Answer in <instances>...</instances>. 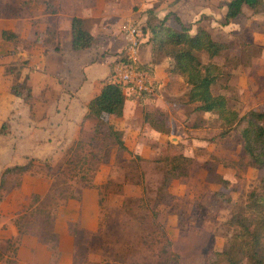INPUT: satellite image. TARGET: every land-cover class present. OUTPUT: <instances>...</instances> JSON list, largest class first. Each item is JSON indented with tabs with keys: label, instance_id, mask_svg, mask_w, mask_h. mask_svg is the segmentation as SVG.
<instances>
[{
	"label": "rangeland",
	"instance_id": "1",
	"mask_svg": "<svg viewBox=\"0 0 264 264\" xmlns=\"http://www.w3.org/2000/svg\"><path fill=\"white\" fill-rule=\"evenodd\" d=\"M226 1L0 0V29L19 35L17 40L0 38V172L28 165L26 171L6 175L0 213L4 198L18 199L22 207L13 224L50 241L62 222L60 200L77 198L82 187L94 186L102 215L95 235L78 237L80 264H203L209 251L223 249L233 232L227 223L232 208L244 203L264 168L246 165L236 129L223 135L215 113L194 111L180 76L170 75L166 85L157 84L141 101L136 93L125 94L129 100L122 118L108 116L97 123L83 118L75 125L81 108L66 105L61 116V107L51 102L69 93L65 83L75 79L77 66L83 73L89 68L97 82L109 72L111 60L127 56L128 22L143 31L147 21L156 23L171 12L166 25L179 29L169 8L179 2L196 13V19L184 22L191 34L203 27L228 44L212 59L201 55L203 62L222 70L212 91L223 94L240 115L264 113V17L244 5L240 15L225 23L221 4ZM211 8L212 13H204ZM79 13H87L92 47L77 57L32 63L39 72L32 74L31 57L62 46L67 50V34L56 26L66 27ZM147 33L135 37L138 48ZM55 85L63 89L54 91ZM121 124L127 150L118 147L108 129L119 130ZM216 191L229 200H213Z\"/></svg>",
	"mask_w": 264,
	"mask_h": 264
},
{
	"label": "trees",
	"instance_id": "2",
	"mask_svg": "<svg viewBox=\"0 0 264 264\" xmlns=\"http://www.w3.org/2000/svg\"><path fill=\"white\" fill-rule=\"evenodd\" d=\"M221 5L225 7V23H229L240 15L244 5L253 13H262L264 17V0H228ZM148 11H151L150 8ZM170 13L168 12L161 19L158 18L156 23L147 21L143 28V32L147 31L149 35L146 39V43L150 45L148 62H132L125 56L115 59L112 64L117 61H129L136 68L147 71L153 77L154 66L167 59V73L180 76L188 85L187 103L194 105V111L215 113L223 126V135L231 129H236L242 141L246 165L258 169L264 168V113L249 110L240 115L236 109L231 108L223 94L212 91V87L222 73L220 66L214 62L205 63L201 59L202 54L208 59L221 55L228 48V44L213 39L203 27H197L195 33L191 34L190 27L184 24L175 13L173 15L179 24V29L171 28L166 25ZM70 35V47L73 51L89 49L95 42V37L84 26V19L79 16H72L70 20ZM0 36L5 41L17 40L19 37L17 33L9 29H2ZM100 83L101 87L88 101L84 115L85 118L95 119V123L104 117L106 119L108 116H122L127 100L124 93L125 86L115 79L113 72ZM157 84L153 80L152 90L142 92L139 95L141 96L139 101L145 95H150ZM144 121H148L146 115ZM151 126L159 130L153 123ZM108 129L114 135L118 147L127 150L121 139V131L114 129L112 125H109ZM27 169V164L2 169L0 188L8 173L15 170L23 172ZM179 174L181 175L182 172L175 175ZM212 198L216 202L229 200L220 191L213 192ZM227 223L233 229L228 244L221 250L209 251L205 255L203 264H264V176L260 177L248 192L243 204L234 205ZM172 254L170 252L169 255L173 256ZM127 264L131 263L127 262Z\"/></svg>",
	"mask_w": 264,
	"mask_h": 264
},
{
	"label": "crops",
	"instance_id": "3",
	"mask_svg": "<svg viewBox=\"0 0 264 264\" xmlns=\"http://www.w3.org/2000/svg\"><path fill=\"white\" fill-rule=\"evenodd\" d=\"M178 4L175 3L169 8L180 18L183 23L185 21L191 22L196 19V13H193L192 9L186 10V12L184 9H182L181 6H178ZM223 9L225 10L224 7ZM212 10V8L208 9L209 12L204 13H212ZM92 15L98 16L99 14L97 15L95 13H92ZM132 15L135 14L131 13V16ZM191 15H193L192 18H189ZM73 16H79L83 18L85 26V18L87 17V13H79L78 15ZM128 23L132 24V21ZM56 28L57 30H59L60 34L63 32L67 34V50L63 49L62 46V48L58 51L48 50L45 54L41 53L40 57L39 55H36V58L31 57L30 66L32 69H29L32 71V74L38 69L34 64L32 65V63L36 64V62L41 61L44 64L45 61L55 59V56L60 57L62 60H65L66 58L72 56L74 53L75 57H77V53L89 50L85 49L73 51L71 49L70 22L66 27L57 25ZM2 29H0V32ZM13 31L18 34L17 31ZM126 37L127 39H129L128 35ZM142 43L143 45L141 48L137 49V53L134 56V59L135 61L144 63L150 60V45L146 43V40H144V42ZM59 47L61 46L59 45ZM127 57H133L131 55V50L127 53ZM115 59L116 58L110 61L109 72L105 76L100 77L97 82H94L96 78H93L94 76H91L94 73H92V71H89V68H85V72L83 73L80 67L77 66L76 70L79 71L77 72V76L75 77V79L68 80V82L65 83V86L68 89L69 93H66V96L55 98L51 102L54 108L61 107V111H59L61 116L65 111L64 108L66 105H68V107H75L77 105L78 108H81V110H83V112L80 114L77 120L73 122V124L79 125L82 122L83 118H85L84 115L87 110L88 101L99 91L101 87V80L105 79L113 72L114 64L112 63L115 61ZM77 62L75 64H77ZM167 66V59H164L161 63L154 66L152 80H155L159 84V87L166 85L170 79V75L166 71ZM34 67L36 68V70H34ZM53 88L54 91L63 89V87H58V85H55ZM70 93H73L75 95L72 98H68L67 96ZM69 100L71 102H69ZM128 100L129 99H127L124 104L122 116L118 118L126 116ZM57 115H59L58 112ZM118 129L122 130L123 124H121L120 128ZM99 198V191L94 186L82 187L77 198H62L60 200L59 209L57 212L59 214V217H61L62 222L61 224L57 225L56 228H54L53 232L55 236L54 239L50 241L39 239V235H36L33 231L19 230L18 227L13 224V220L16 213H18L19 209L22 207V204L16 198H10L9 196L6 199L4 198L3 202L1 203L4 211L0 213V217H3L4 220V224H0V264H80L78 263L79 258H77V250L79 247L78 237L80 235L93 236L98 232L102 215L100 212L101 209L99 207ZM102 263L107 264V262ZM111 263L112 262H110V264Z\"/></svg>",
	"mask_w": 264,
	"mask_h": 264
},
{
	"label": "built area",
	"instance_id": "4",
	"mask_svg": "<svg viewBox=\"0 0 264 264\" xmlns=\"http://www.w3.org/2000/svg\"><path fill=\"white\" fill-rule=\"evenodd\" d=\"M124 30L130 39V50L133 56L130 59L135 62L134 56L138 49V42L135 37H142L143 31L131 23ZM132 62L117 61L113 67V76L125 86L124 93L133 92L140 95L144 91H151L152 77L147 71L136 68Z\"/></svg>",
	"mask_w": 264,
	"mask_h": 264
}]
</instances>
